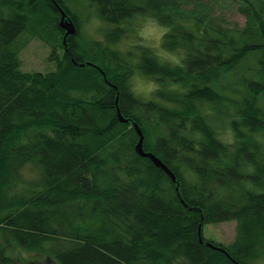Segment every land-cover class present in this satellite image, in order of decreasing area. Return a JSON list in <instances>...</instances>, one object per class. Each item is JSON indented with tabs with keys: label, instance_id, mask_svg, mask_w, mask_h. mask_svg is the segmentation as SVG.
<instances>
[{
	"label": "trees",
	"instance_id": "obj_1",
	"mask_svg": "<svg viewBox=\"0 0 264 264\" xmlns=\"http://www.w3.org/2000/svg\"><path fill=\"white\" fill-rule=\"evenodd\" d=\"M86 1L112 25L103 42L79 39L65 0H0V264H19L16 247L57 264L263 260L264 145L255 136L264 137V0H230L243 26L186 0ZM56 2L76 23L68 50ZM138 15L169 28L163 47L181 52L183 67H161L150 48H112ZM27 34L53 48L55 71L22 70ZM137 71L160 83L156 99L128 92ZM216 120L229 121L235 143L221 142ZM133 121L179 193L136 152ZM29 168L40 176L27 184ZM229 221L235 242L207 245L219 246L204 227Z\"/></svg>",
	"mask_w": 264,
	"mask_h": 264
},
{
	"label": "rangeland",
	"instance_id": "obj_2",
	"mask_svg": "<svg viewBox=\"0 0 264 264\" xmlns=\"http://www.w3.org/2000/svg\"><path fill=\"white\" fill-rule=\"evenodd\" d=\"M187 8L194 9L197 8L200 11L205 9L211 10L210 16L214 18H225L231 24L238 23L240 25H244L246 23V19L242 16L238 10L237 6H233L230 4V0H186ZM66 5L70 9L73 14H76L78 23L80 25V35L79 39L85 42L94 41L90 39L87 32L84 30V26L88 23V21L92 17H97V13L95 8L86 0H65ZM148 17H152L151 15H138L133 20L129 21L125 27L128 30V34L126 37L116 44L113 49H118L120 47H126L129 41L136 40V32L140 27L142 21ZM112 26V25H111ZM111 26L104 22V26L100 30V34L104 35L106 30L111 28ZM23 39H27L25 41V46L21 50L20 59L22 63V70L24 72H42L48 73L55 71L57 69L56 62L50 60V56L53 52V48L45 43L42 39L36 37H30L29 34L23 35ZM79 41L78 42H82ZM153 50V49H152ZM135 54L137 53V48L134 50ZM154 54L155 51L153 50ZM131 53V52H130ZM180 53L182 56L183 54ZM58 54H62L60 50ZM156 55V54H155ZM126 56V55H125ZM149 78V77H148ZM143 99V98H141ZM153 99H156V94ZM145 100V99H143ZM152 100V99H151ZM147 101V100H145ZM229 121L225 120H216L214 125L219 132V137L226 136V131L228 128H231ZM24 179L26 183H34L39 178V173L32 171L30 168L23 172ZM29 188V186H28ZM22 190V188H20ZM237 228L238 224L236 221H229L220 224H212L206 225L204 227L203 236L206 240L211 242H216L219 246L224 245L228 246L235 242L237 238ZM25 250H21L16 247L13 249V253L20 260L19 264H29L28 261H24L21 257V252ZM29 252V251H27ZM35 254L36 257H46V264H57L56 260L49 255L37 252H29L30 255ZM32 264H36V261L33 260ZM256 264H264V259L258 261Z\"/></svg>",
	"mask_w": 264,
	"mask_h": 264
},
{
	"label": "clouds",
	"instance_id": "obj_3",
	"mask_svg": "<svg viewBox=\"0 0 264 264\" xmlns=\"http://www.w3.org/2000/svg\"><path fill=\"white\" fill-rule=\"evenodd\" d=\"M104 26V21L97 17H92L84 26L90 39L98 42H103L105 37L100 34L101 28ZM169 28L161 24L156 18L148 17L144 19L136 32V40L129 41L126 47L116 49L121 55H128L130 52L135 54V49L138 46L153 49L155 51L158 64L163 67L165 65L172 68L183 67V56L180 53L172 52L163 47L165 37L169 33ZM128 92L137 98L151 100L155 94L161 91V85L156 79L148 78L139 71L135 72L128 80ZM178 84L171 86V91L179 89ZM221 142L225 144L235 143V134L231 128L226 131V136L219 137ZM256 142L264 145V137L259 134L255 136ZM21 257L24 261L32 264L33 260L36 264H46V257H36L33 253L29 254L27 251L21 252Z\"/></svg>",
	"mask_w": 264,
	"mask_h": 264
},
{
	"label": "water",
	"instance_id": "obj_4",
	"mask_svg": "<svg viewBox=\"0 0 264 264\" xmlns=\"http://www.w3.org/2000/svg\"><path fill=\"white\" fill-rule=\"evenodd\" d=\"M56 5L58 6V9H59L60 14H61L60 26L66 32L65 37H64V45H65L66 50H68L67 39H68V36H74L77 33L76 23L70 17L68 12L64 8L61 7V5L59 3L56 2ZM117 105H118V99H117ZM118 117H119V119H120V121L122 123H128L129 122V120L124 117V115L122 114V112H121V110L119 108H118ZM132 124H133V127L135 128V130L137 131L138 136H139V141H138V144L136 145V152L141 157L151 159V161L157 167L162 169L172 179L174 184H176L177 192L179 193L180 183L178 181L177 176L174 174V172L160 158H158V156H156L152 152H146L145 151V148H144V142H145L144 132L142 131V129L140 128V126L136 122L133 121ZM202 226L203 225L201 224L200 225V233H202ZM201 241H203V240H201ZM207 245H209L210 247H214L215 249L223 250V248L221 246H216V245H214V244H212L210 242H207Z\"/></svg>",
	"mask_w": 264,
	"mask_h": 264
}]
</instances>
